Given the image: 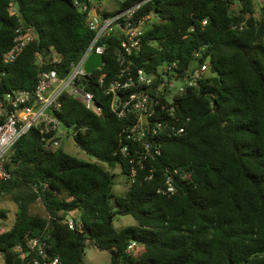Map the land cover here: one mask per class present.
<instances>
[{
  "label": "trees",
  "instance_id": "trees-1",
  "mask_svg": "<svg viewBox=\"0 0 264 264\" xmlns=\"http://www.w3.org/2000/svg\"><path fill=\"white\" fill-rule=\"evenodd\" d=\"M101 1L0 0V98L33 91L39 73L53 68L48 63L53 56L60 59L56 68L66 73L94 37L76 3ZM140 1L124 0L102 13ZM256 2L150 0L141 7L138 15L152 18L141 50L130 57L135 67L150 75L154 86L163 74L184 83L196 76L195 85L173 99L183 132L151 139L160 155L139 163L126 139L128 123L110 111L98 84L87 90L99 113L62 97V111L55 115L95 161L79 160L61 147L45 148L34 128L13 146L5 164L11 178L0 180V197L9 196L17 206L5 230L7 211L0 209L3 264L19 263L14 248L27 237H48L61 264H84L87 243L109 252L110 264H264V253L258 254L264 247V0ZM19 26L33 30V42L5 64L3 55ZM105 42L101 72L111 80L120 69L119 41L113 34ZM115 166L127 179L123 196L112 192ZM173 170L188 176L173 179ZM171 175L175 194L158 192ZM38 198L46 216L30 211ZM72 213L79 219L73 231L62 222ZM116 216H131L136 225L115 230L109 218ZM133 241L137 251L128 254Z\"/></svg>",
  "mask_w": 264,
  "mask_h": 264
},
{
  "label": "built area",
  "instance_id": "built-area-1",
  "mask_svg": "<svg viewBox=\"0 0 264 264\" xmlns=\"http://www.w3.org/2000/svg\"><path fill=\"white\" fill-rule=\"evenodd\" d=\"M149 1L142 0L111 15H104L102 8L96 3L88 5L76 3L87 14L86 24L94 32L93 39L80 59L69 64L66 73H62L60 67L56 68L60 59L53 56L48 62L53 68L39 73L33 91L18 90L0 98V180L11 178L5 169V164L10 162L8 154L31 129H37L43 146L52 150L60 148L63 139L69 135L74 137L72 128H65L55 115L62 111V97H71L83 104L86 109L100 112L94 94L87 90L92 83L98 84L102 89V95L108 97L110 111L118 119L128 123L125 129L126 139L133 143V157L137 158L139 163L160 155V146L153 143L155 146L152 147L151 139L158 137L161 132H166L168 137L183 132L175 115L173 99L176 93L182 94L187 87L195 85L196 76L187 79L183 87L174 91L175 87L171 86L173 78L168 79L163 74L162 79L154 86L153 78L135 67L130 60L133 53L141 50L142 37L152 18L151 15H138L141 7ZM9 13L10 15L15 13L12 4L9 5ZM202 24L205 25L206 21ZM113 34L119 41L116 61L120 69L113 79L107 80L101 71L105 66V41ZM33 39L34 33L31 28L22 26L16 28L13 44L3 55V62L13 63ZM93 53L103 57V64L92 73H87L84 65ZM39 64L41 66L47 62L39 61ZM205 70L206 66H203L200 73ZM140 168H143V165ZM132 173H136L135 168L132 169ZM179 175L186 178L188 173L180 174L179 170H173V179ZM171 180L172 175L167 177L165 188L159 189L158 192L175 194L176 188ZM34 190L37 192L36 186ZM62 222L72 231L79 227V219L73 213ZM47 238L27 237L23 245L15 247L18 264H61L58 255L49 250ZM137 247L136 242L129 243L126 253H132Z\"/></svg>",
  "mask_w": 264,
  "mask_h": 264
},
{
  "label": "rangeland",
  "instance_id": "rangeland-1",
  "mask_svg": "<svg viewBox=\"0 0 264 264\" xmlns=\"http://www.w3.org/2000/svg\"><path fill=\"white\" fill-rule=\"evenodd\" d=\"M124 0H102L99 3V6L106 11H115L118 4L123 2ZM261 0H258L256 4L260 5ZM171 86L175 87L176 91L180 87L184 86V82L174 80L171 82ZM173 92V89L171 90ZM168 99V98H167ZM61 149L64 153L75 157L79 160L86 161V162H94L95 160L88 156L84 151H82L74 141L72 135H69L67 138L63 139ZM104 167L107 168L106 165ZM111 174L113 175L112 178V192L115 196H123L127 190V179L124 175L121 174V170L119 166H115L113 169L110 170ZM0 209L7 211V220L4 222V227H1L3 230L8 229L11 227L14 219L15 214L17 212L16 204L10 199L9 196H2L0 197ZM30 211L32 214H37L40 216H46V212L44 207L38 201L37 203L33 204L30 207ZM113 226L115 230H121L124 227L128 226H135L136 222L131 216H116L115 219L112 218ZM2 221L0 220V225H2ZM137 251V250H136ZM3 256L0 253V264H3ZM83 263L84 264H110V254L107 251H102L97 249L91 243H87L84 251L83 256Z\"/></svg>",
  "mask_w": 264,
  "mask_h": 264
},
{
  "label": "water",
  "instance_id": "water-1",
  "mask_svg": "<svg viewBox=\"0 0 264 264\" xmlns=\"http://www.w3.org/2000/svg\"><path fill=\"white\" fill-rule=\"evenodd\" d=\"M103 64V57L98 54H91L87 61L85 62V70L87 73H92L96 68H99ZM87 78V77H86ZM98 106V104H96ZM146 122L148 123V119L146 118ZM112 221V217L109 218V224ZM53 221L50 224V227L52 226ZM264 253V247L258 250V254Z\"/></svg>",
  "mask_w": 264,
  "mask_h": 264
}]
</instances>
